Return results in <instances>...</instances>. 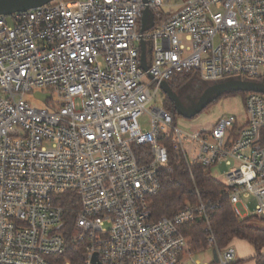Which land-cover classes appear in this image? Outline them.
<instances>
[{"label":"built area","instance_id":"built-area-1","mask_svg":"<svg viewBox=\"0 0 264 264\" xmlns=\"http://www.w3.org/2000/svg\"><path fill=\"white\" fill-rule=\"evenodd\" d=\"M170 2L57 0L0 16V264H73L69 214L83 264H187L194 240L184 229L199 222L217 257L208 264H234L235 249L217 245L211 202L153 218L171 153L189 168L224 163L235 215L263 220L264 94H247L245 121L192 134L165 108L147 107L174 76L262 77L264 0Z\"/></svg>","mask_w":264,"mask_h":264},{"label":"trees","instance_id":"trees-1","mask_svg":"<svg viewBox=\"0 0 264 264\" xmlns=\"http://www.w3.org/2000/svg\"><path fill=\"white\" fill-rule=\"evenodd\" d=\"M194 74H184L174 76L169 84L174 92H178L188 84ZM264 84V74L256 80ZM241 93L246 95V92H229L226 94ZM164 108L171 112L176 118V112L171 100L166 96ZM225 95V94H223ZM223 184L215 180L209 170L199 165L189 168L188 165L180 158H176L172 153L168 167L161 174V190L152 199V216L154 219H159L163 216L172 217L179 212L187 200L196 202L199 199L204 202H211L214 206L212 211L211 227L217 242L218 247L226 248L230 246L235 239L245 240L249 242L256 251V264H264V226L251 224L254 218L240 219L234 213L233 207L225 195ZM74 202L65 200V205L71 206ZM67 219V224L64 228V235L69 240V259L73 264H83L85 260L84 245L77 244L71 239L73 230V219L71 214ZM264 222V220H261ZM184 233L194 240V249L208 247V235L205 232V224L199 222L189 225L184 229Z\"/></svg>","mask_w":264,"mask_h":264},{"label":"rangeland","instance_id":"rangeland-1","mask_svg":"<svg viewBox=\"0 0 264 264\" xmlns=\"http://www.w3.org/2000/svg\"><path fill=\"white\" fill-rule=\"evenodd\" d=\"M63 1H76V0H63ZM184 0H171L170 4L175 5L176 3H181ZM261 73L264 74V69L261 70ZM215 84V82L205 83L193 75V78L188 82V84L184 87V89L177 92L182 103L187 106H192L198 102L206 88L210 85ZM246 95L241 93L235 94H225L219 96L210 103V105L199 115L192 119L184 118L180 115H176L175 118V126L185 133L192 134L195 130L201 127H208L215 123H218L221 119H227L230 117H236L240 121L246 120V107H245V99ZM166 97L164 94L159 96L151 105H148L147 109L149 112L152 111L155 107H163L165 104ZM26 101H28L34 107L42 108L45 105L34 98L33 95H27ZM140 123L143 128L150 129L151 127V117L149 114L144 115L140 119ZM212 177L224 183L226 180L227 173L229 172V168L225 166L224 163H220L215 167L208 169ZM250 204V215L254 212L255 201L251 200ZM264 220V217H263ZM251 224L258 225V223H263V221L259 219H252ZM238 239L233 240L230 244L238 253L240 251V246L245 245L243 241H238ZM248 245L249 242H246ZM194 247V244H193ZM214 260V252L212 248H201L194 249L193 253L190 254V257H186L187 264H208ZM237 260V258H236ZM236 263V261H235Z\"/></svg>","mask_w":264,"mask_h":264},{"label":"water","instance_id":"water-1","mask_svg":"<svg viewBox=\"0 0 264 264\" xmlns=\"http://www.w3.org/2000/svg\"><path fill=\"white\" fill-rule=\"evenodd\" d=\"M54 1L57 0H0V16H11L15 13L26 12ZM148 16L149 12L146 10L141 32L145 30ZM141 66L143 70L147 71V52L144 41H141ZM161 87L163 92L173 103L176 114L187 119H192L201 114L210 105L213 99L229 92L264 94L263 83L247 80H228L208 86L196 104L192 107H186L182 103L179 95L173 91L169 83L164 82ZM214 255V259L216 260V253Z\"/></svg>","mask_w":264,"mask_h":264},{"label":"crops","instance_id":"crops-1","mask_svg":"<svg viewBox=\"0 0 264 264\" xmlns=\"http://www.w3.org/2000/svg\"><path fill=\"white\" fill-rule=\"evenodd\" d=\"M258 225L264 226L263 223H258ZM238 241H243L245 245L240 246V251L238 253L236 263L234 264H256L254 260L255 255H256L255 248L250 243H249L250 245H248L246 243L247 241L245 240L238 239L237 242ZM262 253L264 255V248L262 250Z\"/></svg>","mask_w":264,"mask_h":264},{"label":"flooded vegetation","instance_id":"flooded-vegetation-1","mask_svg":"<svg viewBox=\"0 0 264 264\" xmlns=\"http://www.w3.org/2000/svg\"><path fill=\"white\" fill-rule=\"evenodd\" d=\"M183 104H184V103H183ZM184 105H185V104H184ZM185 106H186V107H192L193 105H192V106H187V105H185Z\"/></svg>","mask_w":264,"mask_h":264}]
</instances>
